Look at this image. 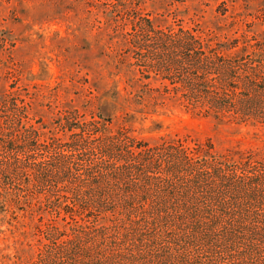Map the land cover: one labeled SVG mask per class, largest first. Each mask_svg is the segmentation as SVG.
I'll use <instances>...</instances> for the list:
<instances>
[{
    "label": "rangeland",
    "instance_id": "rangeland-1",
    "mask_svg": "<svg viewBox=\"0 0 264 264\" xmlns=\"http://www.w3.org/2000/svg\"><path fill=\"white\" fill-rule=\"evenodd\" d=\"M143 18L189 30L231 57L234 75L248 80L233 79L227 89L239 96H230L256 113L193 108L167 79L183 70L158 73L136 62L128 38ZM6 117L14 133L32 130L38 143L69 142L81 129L90 139L119 131L149 147L210 146L248 170L264 169V0H0V125ZM41 172L27 168L0 186V264H39L48 245L76 231L114 238L145 229L123 202L126 184L90 182L80 167ZM89 188L106 194L85 205ZM213 262L232 259L220 252Z\"/></svg>",
    "mask_w": 264,
    "mask_h": 264
},
{
    "label": "trees",
    "instance_id": "trees-1",
    "mask_svg": "<svg viewBox=\"0 0 264 264\" xmlns=\"http://www.w3.org/2000/svg\"><path fill=\"white\" fill-rule=\"evenodd\" d=\"M129 35L136 62L158 73L175 69L179 75L183 70V76L167 79L179 85L175 89L182 90L191 107L220 114L235 110L241 117L256 113L236 104L230 94H239L227 89L233 79L247 81L246 76L234 75L232 58L209 48L198 35L181 28L164 30L146 18ZM12 128L4 118L0 186L6 188V178L27 168L69 174L80 167L90 182L113 178L126 184L119 188L123 202L145 226L126 228L114 238L91 229L76 231L72 238L48 245L39 264H214L220 252L232 264H264V169L254 165L248 170L246 161L181 141L149 147L119 131L90 139L81 129L70 134L69 142L38 143L32 130L18 134ZM75 180L89 183L79 175ZM101 190L89 188L85 205L101 199L106 194ZM71 192L80 194L79 189Z\"/></svg>",
    "mask_w": 264,
    "mask_h": 264
}]
</instances>
